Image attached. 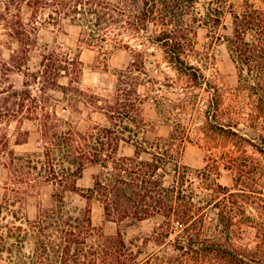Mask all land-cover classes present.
<instances>
[{
  "label": "trees",
  "instance_id": "16d2710c",
  "mask_svg": "<svg viewBox=\"0 0 264 264\" xmlns=\"http://www.w3.org/2000/svg\"><path fill=\"white\" fill-rule=\"evenodd\" d=\"M200 2L0 0L5 5L0 8V125L16 123L15 142L21 145L31 133L24 125L33 123L43 145L40 151L19 153L10 147V133L0 134L6 195L0 224L5 210L20 218L12 207L37 187L52 185L48 205L28 222L43 228L53 220L58 264H264V212L257 219L247 202L253 198L262 208L264 189H248L246 160L228 162L244 188L218 183L216 166L198 189L191 168L181 161L189 139L183 125L150 143L137 129L146 126L141 105L148 96L139 89L145 84L147 49L155 45L193 87H206L205 113L215 120L214 128L264 152V0H240L239 9L230 0H206L201 10ZM229 8L231 26L224 23ZM66 22L80 27L79 41L85 45L103 53L110 48L131 52L111 94L81 88L79 48L66 50L57 40L43 39V29L53 33ZM198 28H207L212 41L201 52L195 41ZM218 43L226 45L238 70L230 105L206 72L218 58L210 47ZM196 55L201 61L193 60ZM17 75L23 76L20 85ZM81 105L108 123L80 131L72 114H81ZM61 110L70 115L62 117ZM124 144L133 145L134 155L119 154ZM88 169L94 170V184L86 192L79 180ZM69 194L91 202L70 207ZM94 201L102 204L106 221L117 225L116 234L94 225ZM246 225L257 229L255 245L239 243ZM133 230L137 234L128 240Z\"/></svg>",
  "mask_w": 264,
  "mask_h": 264
},
{
  "label": "rangeland",
  "instance_id": "374dc122",
  "mask_svg": "<svg viewBox=\"0 0 264 264\" xmlns=\"http://www.w3.org/2000/svg\"><path fill=\"white\" fill-rule=\"evenodd\" d=\"M235 3V8L239 9L238 1L230 0ZM206 0H201L197 5L203 10ZM4 4H0L3 9ZM231 8L224 17V23L232 25ZM1 22V21H0ZM3 26L0 25V40L3 38ZM80 27L71 25L66 22L63 27L50 33L42 30L45 41L57 40L64 45V48L76 49L84 63V72L81 79V88L90 90L98 94L109 95L116 87L117 74L127 69L132 56L131 52L126 49H112L110 51H101L97 47H90L81 43ZM47 34V35H46ZM207 28H198L195 35L197 48L201 52L207 49V44L212 41L207 36ZM133 42V41H132ZM73 50V51H74ZM218 53L215 65H210L206 69L209 78L217 85L224 95L226 105H230L235 98L236 88L238 87V70L230 56V53L224 44H216L210 47V52ZM199 55L194 56L193 60L199 59ZM146 70L143 78L145 84L140 86V93L147 97L141 105V117H143L146 126L144 129L137 128L140 131L141 139L147 142H154L158 138H167L173 129L183 125L189 136L186 142L181 161L191 168V178L195 187L200 189L207 182L209 168L218 167L217 174H214L218 183L224 187L233 190L244 188L236 183L237 172L228 168V162L232 159L239 161L246 160L250 171V181L248 189H264V152L251 146L249 143L240 140L236 136H228L217 130L213 126L214 121L206 115L207 100L209 92L205 88L193 87L187 80L182 77L173 64L169 61L168 55L158 46L150 45L146 53ZM33 66V64H31ZM215 67V68H214ZM23 81L22 75H17V85ZM65 82V80H63ZM61 96V94H58ZM83 111L81 114L73 115L77 128L80 131H87L96 123H108L106 117L101 113H94L81 105ZM62 117H68L70 111H60ZM143 126V124H141ZM17 124L0 125L2 135L9 132L11 135V148L19 153L40 151L43 148L40 134L33 123H26L24 128L30 130V135L25 138L21 145L16 144ZM254 137V136H253ZM257 141V140H256ZM26 142V143H25ZM147 146H149L147 144ZM134 147L131 144H124L120 149V155H134ZM144 157L149 156L143 154ZM231 160V161H232ZM94 170L88 169L84 177L79 180V186L85 189L93 187ZM0 177V203L5 198L4 180ZM257 183H260L259 185ZM254 187V188H253ZM53 192L52 185H41L31 195L24 196L15 206L12 207L18 212L19 217L15 219L11 212L5 210L0 224V264H58L57 255V234L52 227L53 220H49L47 225L34 227L29 224L28 220H36L40 209L48 205L50 194ZM264 192V190H263ZM264 197V194L262 195ZM264 199V198H263ZM68 203L72 206L77 205L86 207L91 201L82 198L79 195L69 194ZM252 199H248V209L253 212L254 217L258 219L264 212V201L262 208L255 205ZM92 204V217L94 225L103 228L108 235H114L117 232V225L107 222L104 208L98 201ZM147 226L152 227L146 223ZM243 239L240 245H255L257 229L245 226ZM137 231L133 230L127 236L131 239ZM150 251L152 247H149Z\"/></svg>",
  "mask_w": 264,
  "mask_h": 264
}]
</instances>
